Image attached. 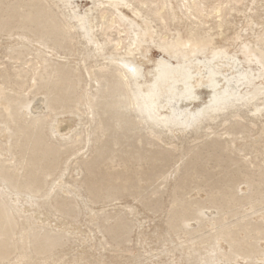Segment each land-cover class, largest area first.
I'll return each instance as SVG.
<instances>
[{"label": "bare ground", "instance_id": "1", "mask_svg": "<svg viewBox=\"0 0 264 264\" xmlns=\"http://www.w3.org/2000/svg\"><path fill=\"white\" fill-rule=\"evenodd\" d=\"M0 264H264V0H0Z\"/></svg>", "mask_w": 264, "mask_h": 264}, {"label": "rangeland", "instance_id": "2", "mask_svg": "<svg viewBox=\"0 0 264 264\" xmlns=\"http://www.w3.org/2000/svg\"><path fill=\"white\" fill-rule=\"evenodd\" d=\"M1 67H3V66H1Z\"/></svg>", "mask_w": 264, "mask_h": 264}]
</instances>
